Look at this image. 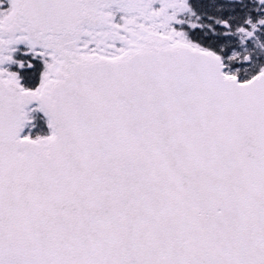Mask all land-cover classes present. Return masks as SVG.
Here are the masks:
<instances>
[{"label": "snow or ice", "instance_id": "6c2138e0", "mask_svg": "<svg viewBox=\"0 0 264 264\" xmlns=\"http://www.w3.org/2000/svg\"><path fill=\"white\" fill-rule=\"evenodd\" d=\"M0 264H264V0H0Z\"/></svg>", "mask_w": 264, "mask_h": 264}]
</instances>
